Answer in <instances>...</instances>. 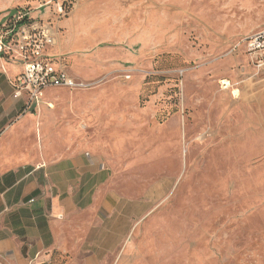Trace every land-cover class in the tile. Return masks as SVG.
I'll return each instance as SVG.
<instances>
[{
	"label": "rangeland",
	"instance_id": "obj_1",
	"mask_svg": "<svg viewBox=\"0 0 264 264\" xmlns=\"http://www.w3.org/2000/svg\"><path fill=\"white\" fill-rule=\"evenodd\" d=\"M17 1L36 0L0 8ZM104 1L118 15L134 10L153 55L133 76V141L111 166L114 188L133 202L121 199L129 233L108 264H264V78L224 80L236 70L229 44L264 27V0ZM250 83L258 95L245 97ZM70 93L53 95L60 121Z\"/></svg>",
	"mask_w": 264,
	"mask_h": 264
},
{
	"label": "crops",
	"instance_id": "obj_2",
	"mask_svg": "<svg viewBox=\"0 0 264 264\" xmlns=\"http://www.w3.org/2000/svg\"><path fill=\"white\" fill-rule=\"evenodd\" d=\"M49 1H17L0 8L5 11L0 23L22 10L29 23L49 27L54 42L45 59L75 85L47 87L38 103L26 95L14 99V81L24 65L11 54H0V261L114 263L129 233L120 225L130 220L120 211L121 199L125 204L133 197L114 188L111 166L119 150L133 141V76L137 69L151 68L153 55L149 41L136 36L133 9L131 15L128 9L118 15L112 2L78 0L68 14L58 17L55 5H46ZM21 4L26 7H18ZM263 29L229 44L236 70L229 71L225 81L235 80V72H261L264 78V68L254 67L243 43ZM254 85L239 90L245 97L258 95ZM59 89L72 92L67 95V122L53 109ZM209 106L213 111L223 108L220 100ZM58 133L67 134V140L57 142Z\"/></svg>",
	"mask_w": 264,
	"mask_h": 264
},
{
	"label": "built area",
	"instance_id": "obj_3",
	"mask_svg": "<svg viewBox=\"0 0 264 264\" xmlns=\"http://www.w3.org/2000/svg\"><path fill=\"white\" fill-rule=\"evenodd\" d=\"M78 0H50L58 17L69 13ZM53 36L47 25L29 23L27 13L19 10L0 23V54L8 53L20 59L23 72L14 81L13 98L26 95L30 102L38 103L43 90L54 85L75 86L61 71L45 59L46 49L53 44ZM246 54L258 70L264 68V29L243 40ZM0 264H3L0 261Z\"/></svg>",
	"mask_w": 264,
	"mask_h": 264
}]
</instances>
